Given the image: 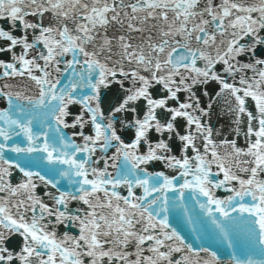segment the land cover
Wrapping results in <instances>:
<instances>
[{
	"label": "snow or ice",
	"instance_id": "snow-or-ice-1",
	"mask_svg": "<svg viewBox=\"0 0 264 264\" xmlns=\"http://www.w3.org/2000/svg\"><path fill=\"white\" fill-rule=\"evenodd\" d=\"M0 22V264H264V0H0ZM186 199L227 262L174 226Z\"/></svg>",
	"mask_w": 264,
	"mask_h": 264
},
{
	"label": "water",
	"instance_id": "water-1",
	"mask_svg": "<svg viewBox=\"0 0 264 264\" xmlns=\"http://www.w3.org/2000/svg\"><path fill=\"white\" fill-rule=\"evenodd\" d=\"M217 3H219V0H216ZM0 27H5L3 22H0ZM111 34V33H110ZM3 81H0V84H2ZM204 101H207V98L204 97L203 98ZM0 107L6 108L7 107V103L6 101H3L2 99H0ZM220 107H223V102H221V105L217 107L216 111L217 113H219ZM102 108L105 112V115H107V105H102ZM69 120H71V118H69ZM213 124L215 125L216 129H219L223 136H228L229 138H236L234 135L231 134V120L227 115H223V116H219V119L217 120L216 118H214L213 120ZM35 130V129H34ZM65 132H67L68 134H71L70 129H66L64 130ZM130 133L128 132H124L123 133V138L128 141L129 137H130ZM153 137H156L155 133H152ZM217 139V141L219 139H221L222 137H215ZM16 141L18 143L21 144V146H24V144L26 142L23 141L22 137H17L15 138ZM77 142H80L79 140H77ZM11 144V142H9ZM238 146L244 147V140L243 137L238 138ZM113 150H109V154H111ZM178 154V153H177ZM38 155V154H35ZM11 157L14 160H18L20 163H25L27 161V157L25 156H20V157H16L15 154H11V153H4V158H9ZM98 167H103V163L101 162L100 165H98ZM147 170L151 173V172H156V171H162L165 175H168L169 177L172 176H177L178 173L172 171L171 169L166 168L164 165L158 163V162H154L152 164H149L146 166ZM215 171V169H213ZM109 171H113L112 169H109ZM20 178V173H18L17 171H13V176L11 177V181L15 184L16 182H18ZM262 179H264V174H262ZM61 186L62 189H67L68 188V184L66 180H61ZM55 191L54 189H46L44 186H41L40 188L37 189V194L38 195H42L44 191ZM118 191L121 193V195H127V191H126V187L125 188H121L118 189ZM135 192L137 195H142V190L140 189H135ZM172 193H168V196L171 198L172 197ZM228 195L227 193H224L222 191H218L217 192V196L220 198H223L224 196ZM45 200L47 201V198L45 197ZM50 203V201H47ZM185 206L188 208L190 215L192 216V219L194 221L192 226H189L185 220V218L183 217V210L182 209H176L175 213H174V219H173V224L174 226H177L179 228V230L181 231V234L186 238L187 242L192 243L194 245V247H198L199 245L197 244L196 241V236L193 234L192 228L195 227L197 229L198 232H200L201 234V242L205 245L210 247L212 250H218L220 253V257L222 260H224L225 262H227L230 258H231V254H232V250H229L226 248V246L219 242L217 239H215L212 235V233L207 229L206 226H204L203 224H201V222L199 221V217L198 215H196V213L193 212V203L188 201L186 199L185 201ZM70 208H75L77 207L76 202H73L72 204H70L69 206ZM80 207H83L82 205ZM196 212H198V210H196ZM65 231V229L63 227L58 229V234H62ZM71 234H76V230H71ZM237 256H239L241 259L246 258V254H247V250L245 248V240L243 237V234L241 233L240 236L237 238V247L235 249Z\"/></svg>",
	"mask_w": 264,
	"mask_h": 264
}]
</instances>
